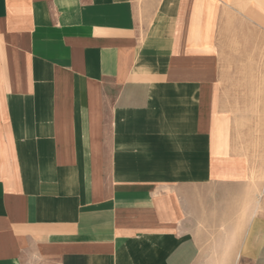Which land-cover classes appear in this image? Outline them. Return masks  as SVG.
Segmentation results:
<instances>
[{
    "label": "crops",
    "instance_id": "obj_1",
    "mask_svg": "<svg viewBox=\"0 0 264 264\" xmlns=\"http://www.w3.org/2000/svg\"><path fill=\"white\" fill-rule=\"evenodd\" d=\"M259 107L264 0H0V264H264Z\"/></svg>",
    "mask_w": 264,
    "mask_h": 264
},
{
    "label": "rangeland",
    "instance_id": "obj_2",
    "mask_svg": "<svg viewBox=\"0 0 264 264\" xmlns=\"http://www.w3.org/2000/svg\"><path fill=\"white\" fill-rule=\"evenodd\" d=\"M258 115L257 122L242 125L250 134L246 149L254 164L252 177L258 186L259 210L264 211V107L258 108Z\"/></svg>",
    "mask_w": 264,
    "mask_h": 264
},
{
    "label": "bare ground",
    "instance_id": "obj_3",
    "mask_svg": "<svg viewBox=\"0 0 264 264\" xmlns=\"http://www.w3.org/2000/svg\"><path fill=\"white\" fill-rule=\"evenodd\" d=\"M259 198V197H258ZM259 204V203H258Z\"/></svg>",
    "mask_w": 264,
    "mask_h": 264
}]
</instances>
